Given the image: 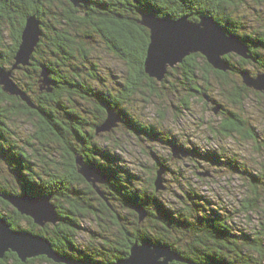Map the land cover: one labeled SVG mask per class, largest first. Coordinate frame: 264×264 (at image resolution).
Wrapping results in <instances>:
<instances>
[{"label": "trees", "instance_id": "obj_1", "mask_svg": "<svg viewBox=\"0 0 264 264\" xmlns=\"http://www.w3.org/2000/svg\"><path fill=\"white\" fill-rule=\"evenodd\" d=\"M249 1L86 0L85 10L76 8L71 0H0V26L1 20H4L2 24H10L12 20L19 23V28L13 26L11 44L8 43L9 37L0 31V68L10 69L14 65L22 31L30 15H36L43 23L46 14L50 19L49 32L43 30L41 42L32 57L36 68L31 73V83L22 84L14 75L36 109L28 107L19 97L9 96L0 86V217L5 218L14 230L25 229L46 237L60 255L77 262L110 264L127 258L132 246L145 240L176 251L184 261L175 264H264V220L248 233L236 225L229 212L195 190L187 191L184 197L178 196L177 202L165 200L163 193L155 187L157 176L147 181L148 186L139 183V177L123 166L122 157L95 141L97 128L107 119V108L118 113L125 127L138 139H159L157 128L134 117L125 105L146 92L151 97H159L158 92L162 93L159 88L168 90L170 78L177 76L175 72L180 74L179 81L186 91L181 108L189 110L190 99L208 97L207 92L213 91L224 96L229 105L237 109L250 90L231 77L242 80L240 73L248 69V64L256 66V73L264 71V21H260L256 28H250L240 15L242 5ZM252 1L256 5L264 3V0ZM141 13L172 19L188 16L195 22L203 15L211 16L228 33L239 37L250 49L252 59H240L234 63L233 56L228 55L225 59L232 69L222 72L214 69L201 54H194L169 70L159 85L145 73L150 31L139 23ZM95 37H99L107 50L126 66L118 91L93 88L86 78L88 64L92 63L91 68H95L89 58L91 40ZM42 65L50 71L51 93L40 90ZM255 72L251 71L253 75ZM91 74L88 77L94 79ZM212 78L215 83L213 89ZM87 106H92V109ZM217 107L223 110L218 134L229 138L241 135L244 140L260 142L256 129L240 113L218 103ZM19 112L31 114L39 120L35 139L41 147H46L49 136V148L55 149L54 145H57L63 152L64 162H49L47 168L39 149L31 151L18 145L7 120ZM27 145L33 147L29 141ZM190 152L202 156L207 162H218L216 156L219 154L214 151ZM77 157L105 173L107 181L99 186L105 197H101L79 173ZM226 164L232 168L237 165L233 161ZM2 165L7 167V171H2ZM159 165L165 167L161 162ZM240 168L252 188V197L246 199L248 205H243L248 214L256 208L257 198L254 196L259 186L264 192V176L261 172ZM4 173L6 175L3 176ZM25 193L51 197L60 221L55 226L40 228L4 198ZM136 207L148 213L145 221L140 222L134 210ZM89 220L94 221L99 229L90 231V238L99 244V248L92 244L83 250L77 238L87 230L83 224ZM23 223H26V228H23ZM36 260L53 263L46 257L23 263L15 253L9 252L0 259V264H32Z\"/></svg>", "mask_w": 264, "mask_h": 264}, {"label": "rangeland", "instance_id": "obj_2", "mask_svg": "<svg viewBox=\"0 0 264 264\" xmlns=\"http://www.w3.org/2000/svg\"><path fill=\"white\" fill-rule=\"evenodd\" d=\"M240 15L245 18L243 21L247 27L256 28L260 21H264V3L256 5L250 0L246 5H242ZM8 43H12L10 39ZM91 43L89 58L95 68H91L92 63L88 64V70L85 71L86 78L93 88L103 91L113 88L118 91L119 84L126 74V66L107 50L99 37H95ZM229 55L233 56L234 63L240 59L248 61L235 53ZM262 57L264 58V55ZM175 68H169V70ZM247 68L245 70L256 71L254 64H248ZM27 70L28 68H23L14 72L22 84L30 82L29 76L32 74H28ZM90 73L94 79L88 77ZM175 74L177 76L171 77L167 84L169 91L160 87L162 93L158 92L159 97H151L146 92V94L134 97L129 101L130 104L125 105L134 117L157 128L160 134L159 139H138L129 132L123 122H119L112 131L100 132L95 136V141L102 148L108 147L115 155L122 157L123 166L128 167L134 175H137L141 184L148 186L147 181L157 176L158 171L164 170L162 175L164 188L158 191L163 193V199L177 202L179 197L186 196L187 191L195 190L204 197H208L210 202L218 204L229 212L236 225L250 233L260 224L261 220H264V192L259 186L260 189L254 196L257 198L256 208L246 214L243 205H248L246 199L252 197V188L247 175L240 167L249 169L250 172H261L264 176V93L248 88L250 93L247 98L238 105L237 109H234L224 96L218 92L209 91L207 92L208 97L198 96L190 99L189 110H186L181 108V100L185 97L186 91L183 90L184 85L179 81L180 74L176 72ZM231 79L237 83H243L237 77H231ZM212 81L213 89L214 78ZM156 82L159 85L162 83L157 80ZM216 102L240 113L242 118L256 129L260 142L244 140L241 135L229 138L218 134V128L222 124L221 111L223 110L215 112ZM87 107L92 109V106ZM21 111L23 112L24 109L21 108ZM7 123L15 132L14 137L18 145L31 151L33 148L39 149L41 158L46 160V148L48 147H41L35 139L40 124L35 116L19 112L9 116ZM28 141L33 144V147L27 145ZM173 144L183 146L188 155L175 157ZM54 146L55 149H48L49 162H64L63 152L58 149L57 145ZM190 150L201 153L214 151L219 154V157L216 156L218 162H207L202 156L194 155ZM231 161L237 163L236 168L228 167L226 163ZM160 162L165 167L159 165ZM1 169L3 172L7 171L5 165H2ZM201 173H207V175L201 176L199 175ZM124 214L127 213L124 212ZM47 225L55 226L50 223ZM22 226L26 228L27 225L23 223ZM83 227L87 230L77 238L81 249L87 250L95 244L99 248V244L90 238V231L99 230L97 224L89 220L83 224ZM32 264L55 263L36 260Z\"/></svg>", "mask_w": 264, "mask_h": 264}, {"label": "water", "instance_id": "obj_3", "mask_svg": "<svg viewBox=\"0 0 264 264\" xmlns=\"http://www.w3.org/2000/svg\"><path fill=\"white\" fill-rule=\"evenodd\" d=\"M71 2L76 8L86 10L83 6L86 0H71ZM139 23L150 31V43L144 63L145 73L159 82L165 80L169 68H175L194 54H201L214 69L222 72L232 69L225 59L231 53L246 60L252 59L250 49L239 37L228 33L211 16L203 15L198 22H195L188 16L172 19L159 17L154 13H141ZM42 25L41 19L36 15H30L27 18L14 65L10 69L0 68L2 90L9 96L21 98L32 109H36V106L15 81L14 72L31 66L32 57L43 36ZM41 70L40 90L51 93L53 82L50 79L49 68L42 65ZM240 76L247 88L264 93V71L253 75L249 70H243ZM219 110V107L215 108L216 113ZM119 122H122L121 116L113 109L107 108V119L97 128V134L112 131ZM173 154L180 158L182 155L187 156L188 152L180 146H173ZM76 163L80 167L79 173L101 197H104L99 186L107 181L105 173L87 165L80 157L76 158ZM163 173L164 170L157 172L155 181L157 191L164 188ZM199 175L204 176L207 173ZM4 198L22 215L31 218L40 228L46 227L49 223L56 225L60 221L57 208L49 196L25 193L18 196L7 195ZM134 210L138 213L140 222L145 221L148 213L140 207ZM9 252L15 253L23 263L34 258L46 257L55 264H95L67 259L54 249L51 241L46 237L25 229L14 230L5 218L0 217V259H4ZM183 261L180 255L169 246L142 240L132 246L127 258L110 264H175Z\"/></svg>", "mask_w": 264, "mask_h": 264}, {"label": "flooded vegetation", "instance_id": "obj_4", "mask_svg": "<svg viewBox=\"0 0 264 264\" xmlns=\"http://www.w3.org/2000/svg\"><path fill=\"white\" fill-rule=\"evenodd\" d=\"M47 13V12H46ZM49 13V12H48ZM11 21V20H10ZM42 21V20H41ZM1 22L2 23H4V20H1ZM49 22H50V19H49V14L47 15H45L44 16V23H43V21H42V29L43 30H47L48 32H49ZM1 23V26H0V31H2L3 33H5L8 37H9V39H11L12 38V34L14 33V29H13V26L14 27H18V25H19V23H18V21L17 20H12L11 21V23L10 24H8V23H5V24H2ZM19 28V27H18ZM17 29H15V31H16ZM36 68V64H34V62H31V66L30 67H28V70H27V73L28 74H31L32 72H33V70ZM32 78V76H29V79H31ZM41 92H45V91H41ZM23 102V101H22ZM24 103V102H23ZM26 104V103H25ZM35 110V109H34ZM46 127L49 129V124L47 123L46 124ZM46 146L48 147V148H46V152H47V154H46V162H47V168H49V151H48V149H49V136H48V143L46 144ZM41 152V151H40ZM49 172V171H48Z\"/></svg>", "mask_w": 264, "mask_h": 264}, {"label": "bare ground", "instance_id": "obj_5", "mask_svg": "<svg viewBox=\"0 0 264 264\" xmlns=\"http://www.w3.org/2000/svg\"><path fill=\"white\" fill-rule=\"evenodd\" d=\"M230 64V63H229ZM231 66V65H230ZM221 108H222V106H221ZM201 157V156H200ZM102 186V185H101ZM104 194V193H103ZM105 197V196H104Z\"/></svg>", "mask_w": 264, "mask_h": 264}]
</instances>
